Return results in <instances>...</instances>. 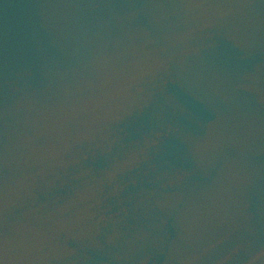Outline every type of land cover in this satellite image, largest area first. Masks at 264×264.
Returning <instances> with one entry per match:
<instances>
[{"label": "water", "instance_id": "obj_1", "mask_svg": "<svg viewBox=\"0 0 264 264\" xmlns=\"http://www.w3.org/2000/svg\"><path fill=\"white\" fill-rule=\"evenodd\" d=\"M0 264H264V0H0Z\"/></svg>", "mask_w": 264, "mask_h": 264}]
</instances>
